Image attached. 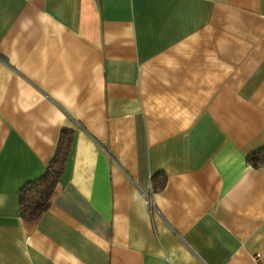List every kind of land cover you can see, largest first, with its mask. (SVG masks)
<instances>
[{
  "label": "crops",
  "instance_id": "1",
  "mask_svg": "<svg viewBox=\"0 0 264 264\" xmlns=\"http://www.w3.org/2000/svg\"><path fill=\"white\" fill-rule=\"evenodd\" d=\"M65 129L47 208L24 218ZM251 157L264 0H0V264L264 262Z\"/></svg>",
  "mask_w": 264,
  "mask_h": 264
},
{
  "label": "trees",
  "instance_id": "2",
  "mask_svg": "<svg viewBox=\"0 0 264 264\" xmlns=\"http://www.w3.org/2000/svg\"><path fill=\"white\" fill-rule=\"evenodd\" d=\"M70 141L71 131L66 129L63 130L56 152L44 173L40 177L29 182L21 191L20 210L24 218H34L46 210L48 198L63 172ZM250 160H254V164L257 163L258 160H264V157H251ZM163 185L164 182H162L159 187Z\"/></svg>",
  "mask_w": 264,
  "mask_h": 264
},
{
  "label": "built area",
  "instance_id": "3",
  "mask_svg": "<svg viewBox=\"0 0 264 264\" xmlns=\"http://www.w3.org/2000/svg\"><path fill=\"white\" fill-rule=\"evenodd\" d=\"M254 264H264V262H262L260 258L256 256L254 257Z\"/></svg>",
  "mask_w": 264,
  "mask_h": 264
}]
</instances>
